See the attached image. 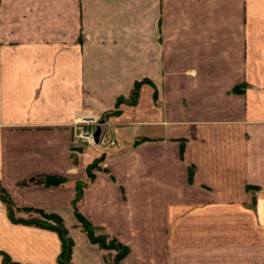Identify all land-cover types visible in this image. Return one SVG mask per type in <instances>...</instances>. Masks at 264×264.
<instances>
[{"label": "crops", "instance_id": "crops-1", "mask_svg": "<svg viewBox=\"0 0 264 264\" xmlns=\"http://www.w3.org/2000/svg\"><path fill=\"white\" fill-rule=\"evenodd\" d=\"M140 77L79 210L128 245L118 264H264V0H0V184L79 229L72 117ZM58 250L0 200V252L54 264Z\"/></svg>", "mask_w": 264, "mask_h": 264}, {"label": "trees", "instance_id": "trees-1", "mask_svg": "<svg viewBox=\"0 0 264 264\" xmlns=\"http://www.w3.org/2000/svg\"><path fill=\"white\" fill-rule=\"evenodd\" d=\"M147 80L146 78H138L135 79L130 87L128 95H118L114 101V109L106 111L107 113H117L119 111L118 104L120 102L126 103H134L139 84L143 81ZM237 89V87H233ZM142 140V138H136L133 140V143H137L138 141ZM182 144L180 146V154L182 151ZM104 156L103 152H100L94 159H92L89 163L86 164L84 171L85 175H87V181L92 179L94 175V170L96 169H105L101 167L100 163ZM188 180L192 179L193 174V166L188 165ZM35 180L44 186L47 185H54L59 184L65 180V177L60 174H47V173H40L35 176ZM82 178H77L74 180V196L70 200L71 210L73 213L74 218L77 221L80 229L84 232L86 237L90 242L96 243L101 248H116L112 256V264H117L119 259L122 258L128 252V246L118 240L113 234H110L104 228L100 226L93 225L85 215L79 210L78 208V201L82 194V188L87 182ZM254 188L253 185L246 184V189L249 190ZM0 199L4 202L6 213L8 218L14 222H21L25 224H32L39 227H44L53 230L58 239H59V250L56 255V264H72L71 261V250L73 245V240L70 235L67 234V228L63 223L62 217L52 211H44L43 208L32 206V205H16L13 203L11 198L8 196L4 188L0 185ZM13 209H24V210H31L40 213V217L36 216H29L27 218L22 217H15L13 216ZM42 216V217H41ZM53 220L54 223L46 222L44 219ZM97 230V232H95ZM1 253V261L3 264H28V263H20L18 261L12 260L8 254L5 252ZM45 264V263H40Z\"/></svg>", "mask_w": 264, "mask_h": 264}, {"label": "rangeland", "instance_id": "rangeland-1", "mask_svg": "<svg viewBox=\"0 0 264 264\" xmlns=\"http://www.w3.org/2000/svg\"><path fill=\"white\" fill-rule=\"evenodd\" d=\"M140 78H142V77H140ZM145 81H147V80H145ZM126 95H128V93ZM126 95H124V96H126ZM136 97H137V95H136ZM135 100H136V98H135ZM111 109H114V105L110 109L103 110L100 113L94 111V112H91L92 114L90 115V114H83V113L78 112V113H75L72 117V120H71V130H72V136L71 137H72V140H74L75 144L77 143V145H80V147H79L80 149H82L84 151L86 150V152H87V155H85L83 158L85 161L84 162V168H85L86 164L89 163L92 159H94L100 152H103L102 150L104 148L109 147V146H113L114 144H116L114 137L109 135V133L105 134V131H104L106 129L108 130V125H109L108 116L114 115V113H112V112L111 113L106 112V111L111 110ZM82 116L84 118L89 117V118H85V119H89V123L81 122L80 119ZM82 123H83V126L84 125H94L95 128L98 126L100 131H104V134L106 135L107 141H104V142L94 141L92 143H85L86 145L80 144L79 140H78V134H79L78 132H79V127ZM109 138L113 139L114 141L113 142L108 141ZM87 178H88L87 175H84L82 177V179H84L86 181H87ZM54 185H56V184H54ZM6 193L8 194L7 191H6ZM8 196L10 197L9 194H8ZM2 203L4 204L3 201H2ZM16 205H19V204H16ZM4 206H5V204H4ZM43 210L44 211H51V210H47L44 208H43ZM52 212H55V211H52ZM13 216L22 217V218H27L29 216L40 217V213H38L36 211H31V210L13 209ZM44 220L46 222H49V223H54L53 220H50L47 218H45ZM63 223L68 230L67 234L70 235V237L73 240V245H72V250H71L72 264H98V262L100 264H112V256H113L114 252L116 251V248H101L96 243L90 242L88 240V238L86 237L84 232L80 229L78 224H77V226L79 229L72 227L70 220L67 222L63 221ZM95 232H97V230H95ZM91 247H95V248H91ZM73 252H75V254H76L75 257L72 256ZM54 264H56V263H54Z\"/></svg>", "mask_w": 264, "mask_h": 264}, {"label": "built area", "instance_id": "built-area-1", "mask_svg": "<svg viewBox=\"0 0 264 264\" xmlns=\"http://www.w3.org/2000/svg\"><path fill=\"white\" fill-rule=\"evenodd\" d=\"M83 117V116H82ZM80 119L81 122H84V123H89V119H85V118H89V117H83ZM94 130H95V126L94 125H84L83 126V123L80 125L79 127V134H78V140L79 142H83V143H92L94 141H99V142H104V141H107V138H106V135L104 134V131H100L98 132V135H97V139L94 140ZM110 142H113L114 140L113 139H110L109 140Z\"/></svg>", "mask_w": 264, "mask_h": 264}, {"label": "water", "instance_id": "water-1", "mask_svg": "<svg viewBox=\"0 0 264 264\" xmlns=\"http://www.w3.org/2000/svg\"><path fill=\"white\" fill-rule=\"evenodd\" d=\"M98 132H99V127L97 126L94 130V140L97 139V135H98Z\"/></svg>", "mask_w": 264, "mask_h": 264}]
</instances>
